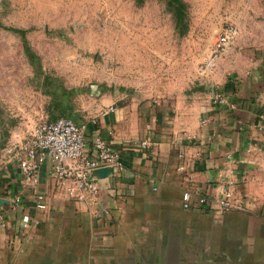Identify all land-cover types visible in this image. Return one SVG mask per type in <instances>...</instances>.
<instances>
[{
    "label": "crops",
    "instance_id": "1",
    "mask_svg": "<svg viewBox=\"0 0 264 264\" xmlns=\"http://www.w3.org/2000/svg\"><path fill=\"white\" fill-rule=\"evenodd\" d=\"M202 75L198 91L172 104L104 96L79 121L89 140L100 135L121 151L123 169L101 177L97 205L60 192L50 162L36 184H26L7 149L0 160V197L9 200L0 207L8 216L0 223V264H264V39L239 35ZM217 93L229 104H215ZM180 152L188 176L178 170ZM227 180L243 210L186 206L188 188L216 196ZM40 192L46 211L36 208ZM26 215L33 223L24 230Z\"/></svg>",
    "mask_w": 264,
    "mask_h": 264
},
{
    "label": "rangeland",
    "instance_id": "2",
    "mask_svg": "<svg viewBox=\"0 0 264 264\" xmlns=\"http://www.w3.org/2000/svg\"><path fill=\"white\" fill-rule=\"evenodd\" d=\"M182 1L179 23L169 0H0V160L39 122L84 120L101 97L198 91L227 24L264 39V0Z\"/></svg>",
    "mask_w": 264,
    "mask_h": 264
},
{
    "label": "built area",
    "instance_id": "3",
    "mask_svg": "<svg viewBox=\"0 0 264 264\" xmlns=\"http://www.w3.org/2000/svg\"><path fill=\"white\" fill-rule=\"evenodd\" d=\"M239 28L234 24H227L219 34L212 48L210 59L205 63L204 70L211 71L217 64L218 58L238 38ZM214 103L220 106L229 104L224 93H217ZM113 110L114 108L111 107ZM264 130V113L261 115ZM206 119L203 123H206ZM88 125L79 123L72 118L59 116L52 120L39 122L28 134L25 143L15 153L21 173L26 184H36L39 181L42 166L50 162L52 174L57 183V189L68 198L80 202L97 205L101 195V178L97 170L103 167H112L116 172L123 169L121 151L116 150L110 142L100 135L89 140ZM144 140L142 147L148 146ZM178 170L188 176L187 164L184 162L185 153L180 152ZM229 173L232 170L229 169ZM183 200L187 207L196 202L209 211L225 214L231 210H243L242 200L237 198L234 182L227 180L218 190L216 196L208 192L191 187L184 191ZM21 197L14 198L15 206H19ZM36 208L46 211L48 203L44 193H38ZM105 210V213H109ZM8 221L7 213L0 208V223L5 225ZM33 220L29 215L24 216L22 228L27 230Z\"/></svg>",
    "mask_w": 264,
    "mask_h": 264
},
{
    "label": "trees",
    "instance_id": "4",
    "mask_svg": "<svg viewBox=\"0 0 264 264\" xmlns=\"http://www.w3.org/2000/svg\"><path fill=\"white\" fill-rule=\"evenodd\" d=\"M169 4L177 11V16H178V20H179V23H182L184 20H183V17H184V11L183 9H185V4L182 0H169ZM15 31L17 32H20L23 36L26 35V31L25 30H21V29H15ZM26 51L27 53H29L31 55V58L34 59V54L33 52L31 51V48L29 46H26ZM49 79V77L47 78V80ZM68 93V92H67ZM72 92H70L69 94H71ZM59 116H66V117H69L71 118L70 116H67V115H59ZM58 116V117H59ZM57 118V117H56ZM73 119V118H72Z\"/></svg>",
    "mask_w": 264,
    "mask_h": 264
},
{
    "label": "water",
    "instance_id": "5",
    "mask_svg": "<svg viewBox=\"0 0 264 264\" xmlns=\"http://www.w3.org/2000/svg\"><path fill=\"white\" fill-rule=\"evenodd\" d=\"M97 173L100 178L108 177L110 174L114 173V169L112 167H103L98 169ZM7 204H9V200L4 197H0V207L5 208Z\"/></svg>",
    "mask_w": 264,
    "mask_h": 264
}]
</instances>
